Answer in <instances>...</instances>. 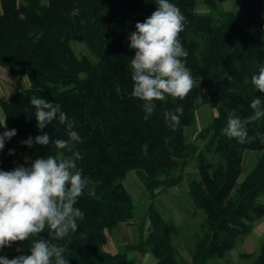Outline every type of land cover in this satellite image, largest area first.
Listing matches in <instances>:
<instances>
[{
    "label": "trees",
    "instance_id": "obj_1",
    "mask_svg": "<svg viewBox=\"0 0 264 264\" xmlns=\"http://www.w3.org/2000/svg\"><path fill=\"white\" fill-rule=\"evenodd\" d=\"M224 1L169 0L186 18L179 39L188 52L186 67L194 87L183 100L153 101L154 112L145 120L144 102L131 95L135 50L129 47V36L137 22L156 10L155 0H0V65L13 76L14 88L0 103V120L6 117L7 125L0 133L16 130L0 151V170L29 167L47 155H71L51 143L28 147L22 142L29 137L67 139L73 130L81 136L74 149L82 156L77 165L95 195L85 189L76 205L84 213L77 231L53 241L69 248V264H142L130 252L150 253L153 264H213L264 218V117L246 125L245 143L222 131L228 112L247 118L253 114L252 99L264 102V93L251 83L264 66V0H237L230 10L222 9ZM200 3L206 11L197 10ZM72 43H82L88 55L78 57ZM22 77L27 83L22 84ZM33 96L59 103L66 123L57 118L39 129ZM200 101L216 115L197 132L196 139L202 140L198 146L187 140L186 131ZM177 107L183 114L172 128L164 113ZM191 163L198 179L189 180L187 194L203 220L186 262L173 245L177 226L153 200L179 185ZM130 170L150 197L149 225L144 233L142 217L138 240L111 253L105 249L109 231L134 221V200L122 183ZM48 233L46 227L40 236L0 250V256L30 254L31 243L41 237L50 240ZM19 247L24 253L16 251ZM242 256L252 258L248 264H264V242L255 254Z\"/></svg>",
    "mask_w": 264,
    "mask_h": 264
},
{
    "label": "clouds",
    "instance_id": "obj_2",
    "mask_svg": "<svg viewBox=\"0 0 264 264\" xmlns=\"http://www.w3.org/2000/svg\"><path fill=\"white\" fill-rule=\"evenodd\" d=\"M155 3L156 10L144 22H137L136 31L129 36V47L135 50L131 60V95L144 102L145 120L154 112L153 101H164L167 97L183 100L194 87L193 77L186 67L188 52L179 39L186 18L169 0H155ZM251 83L264 93V66L251 77ZM31 105L35 108L39 129L57 118L60 124L68 120L59 103L33 96ZM250 107L253 114L247 118L236 115L234 110L228 112L227 125L222 129L228 138L245 143L248 137L246 125L264 117L261 98L252 99ZM182 114L183 108L177 107L174 112L166 111L164 118L169 127L175 128ZM0 127H7L6 117L0 120ZM15 135V129L0 133V151L6 140ZM79 142L81 136L74 130L68 133L67 139L52 140L48 134L29 137L22 142L28 147L51 143L71 155L61 153L59 158L47 155L37 158L29 167L20 165L10 171L0 170V250L38 237L46 227L51 237L50 240L42 237L34 240L28 250L30 254L11 259L0 256V264H69L65 256L69 248L53 241L63 240L77 231V220L83 219L84 213L76 205L85 189L89 195H95L94 188L89 187L88 179L83 176V169L77 165L82 159L80 153L74 151ZM13 154L14 150H9V155ZM16 251L24 253V248L19 247Z\"/></svg>",
    "mask_w": 264,
    "mask_h": 264
},
{
    "label": "rangeland",
    "instance_id": "obj_3",
    "mask_svg": "<svg viewBox=\"0 0 264 264\" xmlns=\"http://www.w3.org/2000/svg\"><path fill=\"white\" fill-rule=\"evenodd\" d=\"M236 2L237 0H226L222 3L221 7L224 10L234 9L236 8ZM197 10L204 12L207 10V7L206 5L200 3L197 6ZM72 47L78 57H81L82 55H88L87 49L82 43H72ZM9 76H11L13 79L12 75L9 74ZM21 82L22 84H25V82L27 83L26 78L22 77ZM196 84L200 89L201 87L199 84ZM215 115L216 111L214 109L200 101L199 106L195 110L194 124L186 131L187 140L195 141L196 144L200 146L202 144V140L196 139V134L201 129L206 127L210 123L211 118ZM250 159L251 157L248 156L245 162L248 163ZM191 179H198L197 170L194 163H191L185 169L184 177L179 185L171 187L167 189L166 192L161 194H156V197L153 200L154 205L161 211L164 218L167 221L169 220L173 222L177 226V233L173 238V245L183 260L186 262H189L191 259L195 235L198 233L199 224L203 220V215L193 210L189 196L187 194V184ZM122 183L125 189L131 194L135 204L133 220H135L136 223L131 224L130 230L133 229L134 231L133 236H131V239H134L132 242H136L139 237L138 225L142 222V217L145 219L144 233L146 232V228L149 225V221L146 220V212L151 200L147 191H145L144 185L136 175L135 170L128 171ZM121 226L123 225H117L108 233V240L111 242L115 240V252L120 250L123 243H126L123 242L125 238L119 234ZM262 242H264V218H262L260 222L255 223L248 234L239 238L232 250L227 252L222 259L215 260L213 264H248L252 261V258H245L242 256V254H255ZM148 254L152 262H146V260H143L142 257H140V260L142 259L145 264H152L155 259L150 253ZM128 256L136 259V261L139 263L138 257L141 256V253L130 252Z\"/></svg>",
    "mask_w": 264,
    "mask_h": 264
},
{
    "label": "crops",
    "instance_id": "obj_4",
    "mask_svg": "<svg viewBox=\"0 0 264 264\" xmlns=\"http://www.w3.org/2000/svg\"><path fill=\"white\" fill-rule=\"evenodd\" d=\"M11 82H12V78H11V76H9L8 71L6 70V68L4 66L0 65V103L2 101L6 100L9 96H11L13 94L14 88H13ZM0 116H1V114H0ZM134 223H136L135 220L132 223H124V222L119 223V224L123 225V226H121V228L119 230V234L125 238L123 242L134 243V242H132V241H134V239H131V236H133L134 231H133V229L130 230L131 224H134ZM252 233H253V231H252ZM108 238H109V234H108ZM114 241L111 242L110 240L107 239L108 243H107V245L105 244V249L111 253H114L116 250V244ZM140 257H142L143 260L145 259L146 262H149V263L152 262L148 253L141 255ZM140 261H142V259ZM142 262H141L142 264H145L144 261H142ZM154 262L155 261H153V263Z\"/></svg>",
    "mask_w": 264,
    "mask_h": 264
}]
</instances>
